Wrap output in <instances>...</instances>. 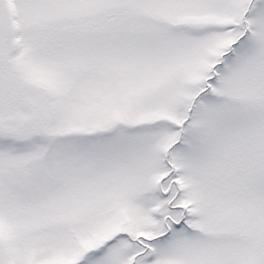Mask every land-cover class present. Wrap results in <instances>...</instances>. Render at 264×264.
I'll list each match as a JSON object with an SVG mask.
<instances>
[{"label": "snow or ice", "instance_id": "1", "mask_svg": "<svg viewBox=\"0 0 264 264\" xmlns=\"http://www.w3.org/2000/svg\"><path fill=\"white\" fill-rule=\"evenodd\" d=\"M0 264H264V0H0Z\"/></svg>", "mask_w": 264, "mask_h": 264}]
</instances>
